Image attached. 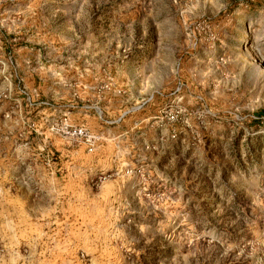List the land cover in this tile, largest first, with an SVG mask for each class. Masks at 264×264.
I'll list each match as a JSON object with an SVG mask.
<instances>
[{
  "label": "rangeland",
  "instance_id": "obj_1",
  "mask_svg": "<svg viewBox=\"0 0 264 264\" xmlns=\"http://www.w3.org/2000/svg\"><path fill=\"white\" fill-rule=\"evenodd\" d=\"M0 264H264V0H0Z\"/></svg>",
  "mask_w": 264,
  "mask_h": 264
},
{
  "label": "crops",
  "instance_id": "obj_2",
  "mask_svg": "<svg viewBox=\"0 0 264 264\" xmlns=\"http://www.w3.org/2000/svg\"><path fill=\"white\" fill-rule=\"evenodd\" d=\"M12 176H14V175H12ZM11 178H14V177H11ZM13 183H14V180H13ZM15 184V183H14ZM6 185V184H5ZM7 187V186H6ZM8 189V191H7V193H8V196H10V195H12V193H10L9 192V190H11V189H13V190H15L16 188L15 187H8L7 188ZM20 190H21V192H23L24 191V187H22V186H20Z\"/></svg>",
  "mask_w": 264,
  "mask_h": 264
}]
</instances>
